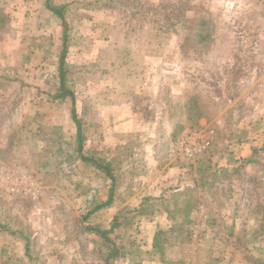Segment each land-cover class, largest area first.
Masks as SVG:
<instances>
[{"label": "rangeland", "instance_id": "rangeland-1", "mask_svg": "<svg viewBox=\"0 0 264 264\" xmlns=\"http://www.w3.org/2000/svg\"><path fill=\"white\" fill-rule=\"evenodd\" d=\"M170 3L177 5L180 24L160 37L146 24L139 36L122 38L112 28L113 7L72 5L67 11L66 51L95 50L101 43L93 40L95 32L112 43L102 50L107 55L85 68L82 55L66 54L64 67L67 88L81 97L76 113L82 151L109 162L113 178L75 157L76 136L40 138L43 120L31 110H43L46 104L37 99L59 92L63 27L60 22L57 42L53 36L35 42L26 34L36 72L8 82L0 78V96L7 92L10 99L0 102V230L13 228L9 232L23 241L9 250V264H264V0ZM33 4L0 0V41L20 38L22 9ZM80 10H94L96 24L82 23ZM51 16L43 8L39 26L46 28ZM39 46L43 54L32 50ZM41 63L46 66L37 70ZM0 67H9L1 54ZM145 70L152 80L142 81ZM26 96L31 102L23 104ZM56 98V112L64 113L63 124L69 122L71 98ZM125 99L145 125L103 144L94 118L100 102ZM182 140L208 145L187 155L179 148ZM143 141L148 153L141 150ZM141 174L145 183L165 176L155 184L165 185L164 196L146 198L151 188L145 183L144 194L139 192ZM179 176L181 183L166 184ZM174 189L182 199L173 201ZM175 202L188 208L187 215H167Z\"/></svg>", "mask_w": 264, "mask_h": 264}, {"label": "crops", "instance_id": "crops-1", "mask_svg": "<svg viewBox=\"0 0 264 264\" xmlns=\"http://www.w3.org/2000/svg\"><path fill=\"white\" fill-rule=\"evenodd\" d=\"M68 1L70 0H50V2L54 5H60ZM32 2L34 3L33 4L34 6L28 5V6H24V9H22V17L24 18L23 19L21 18L20 20H21V26H23L24 30L22 31V33H20V38L14 40L15 37L6 35L2 38L3 41H0V44H2L4 48H6L5 50L0 51V54L4 56L5 60L7 61L9 65V67H5V68L0 67V78H3L6 82L12 80V77L14 75L16 79L18 80V78L25 77L26 74L31 75L34 72H36L34 70L36 69L35 65L37 64H33L31 60L30 59L28 60L27 58V56H29L31 52V49H30L31 47L28 42V37H26L28 34H30L31 37L35 36V39H34L35 42L39 41L41 36H48L49 39L52 38L53 36L54 42L61 40L62 27L59 26V23L61 22V20H59V18H56L55 16H51L52 18L49 21H47L46 28L39 26L37 17L39 13L43 12V8H46V7L43 1L41 0H32ZM26 14L27 16H25ZM78 14L86 17L83 21H81L82 23L96 24L97 22V20L94 18V15H95L94 10H80ZM99 34L100 33H97V32L92 34L94 41L96 40L101 41V43H99V45L95 48V50L88 52V53L83 52V51H66L65 55L71 54V52L72 54L76 53V55H80V56L82 55L85 58L84 61L86 62V64L81 65L80 68L81 67L85 68L89 65V63L94 62L96 58L107 55V53L110 51H102V50L103 49L109 50V47H111L112 43L110 39H108L106 42H104L105 40H101L102 38L99 36ZM37 36H40V37H37ZM32 50L35 51V53L37 54L44 53V51H41V46L36 47V48L32 47ZM119 52H123V51H118V53ZM19 56H23L24 59L22 60V62L19 61ZM65 58H64V62H65ZM41 66L45 67L46 65L44 63L43 64L41 63L39 67H37V70ZM141 79L143 82H147V80H152L151 71L150 70L143 71V73H141ZM7 95H8L7 92L6 94L3 93V95L0 96V100H1L0 102L10 103V99L9 97L7 98ZM3 96H6L4 97L5 99L3 98ZM73 96H74V93H73ZM26 97L27 98L22 101L23 104L24 102L26 103L31 102V97H28V96ZM87 97H88L87 98L88 102L93 103L92 100L89 99V98H92V96H87ZM79 98L74 96L73 101L71 100V102L73 103L72 108H74L75 113L77 112V108H76L77 104L81 100V97ZM36 102L39 104L40 103L46 104L45 108L41 111H38L37 109L31 110V115H33V117L39 114L41 115V118L43 120V125H41L40 127H42L43 131L44 130L45 131L44 132L42 131V134H39L43 142L46 141V137L62 138L63 135L66 136L67 134L71 136L73 135V137L77 135V127H76L75 122L73 120H69V122H64L63 124L62 115L64 113L56 112L57 109L60 108L59 106H61L60 105L61 102L56 97H53V96L48 97L47 101H42L40 99H37ZM100 105H103V106H100L99 108L100 111L96 113L94 118L97 120V122L100 125L99 135L102 138L103 144L111 145L116 140V137H119L122 134L127 135V134H133L134 132H138L145 125L144 119H141V117L137 116V112L135 111V108L132 106L133 104L130 100L125 99L122 101H118L117 103H114L111 101H101ZM77 117L79 118L78 115ZM70 118H72L71 111H70ZM45 120L47 121L46 124L44 123ZM89 143H91V141H89ZM141 150H143V152L145 153L149 152V147L145 145L144 141H143ZM92 166L96 168L93 164ZM165 178H166L165 176H160L161 180L158 179L156 182H153V183L151 180H149V182L151 181L150 183L148 182L145 183L146 181H144V175L141 174L137 178L139 179L138 182L141 183L139 192H143L144 194L145 188L150 187L151 188L150 192H147V195L145 197L148 199H156V198L160 199L162 196H164V194H161V193L163 192L162 189L164 190L165 185L162 187H158V186L156 187L155 184L158 182L160 184L161 182H163ZM165 182H167L166 184L168 185L175 184L176 182L181 183V179H180V176L177 179L174 177H170L166 179ZM144 183L149 184V185L147 187L145 186L143 187L142 184ZM153 184L155 186H153ZM109 186H110L109 187V190H110L111 186L113 185L111 184ZM152 190H156L159 193L158 194L153 193ZM173 191H179V190L174 189ZM110 196H112V194ZM10 230L13 232L15 231L13 228H10ZM10 230H6V231L0 230V264H9V261H11L14 258L13 256H11V253L9 252V250H14L15 248L19 249L23 245V241L13 236V234H11L12 232H9ZM8 255L10 256L9 258H8ZM21 260L24 261V258L22 256H21Z\"/></svg>", "mask_w": 264, "mask_h": 264}, {"label": "trees", "instance_id": "trees-1", "mask_svg": "<svg viewBox=\"0 0 264 264\" xmlns=\"http://www.w3.org/2000/svg\"><path fill=\"white\" fill-rule=\"evenodd\" d=\"M170 1L171 0H166L165 2L158 1L156 3H153L149 0H74L69 3L54 5L50 2V0H44L45 7L53 15H55L61 20V24L63 27L62 51L60 52L58 62L59 92L55 95V97L62 98L65 96H69L72 101L74 99L73 93L67 88L65 84L66 69L64 67V57L71 32L70 24L66 19L69 7H71L72 5L75 6V8L84 9L113 7L117 11V16L116 19H114L113 21L112 28L114 30H117L122 38H128L132 36V34L134 35L135 33H137V36H139L138 32L141 31L143 25L146 24L147 26L149 25V28L151 30H153V37H160L163 33H170L173 30L174 24H176L180 20V13L178 11L174 15L175 10H177V5L174 3H170ZM71 116L72 120L75 122L77 127L75 157L84 162L93 164L98 170L102 171L107 176L113 178L111 172L112 168L109 162L105 161L100 157L95 158L83 153L82 147L84 137L82 132V121L77 117L74 108H71ZM215 176L216 173H214L211 178L213 177L212 179L214 180ZM211 181V179L208 180V182ZM112 187L113 186H111L110 189V195L113 190ZM173 192V201L182 199V194L179 191ZM174 204L175 206L171 205L166 209V213L170 218L173 219L174 217H176L177 214L187 215L188 208L184 204H181V207L177 205L176 202ZM0 227L2 228L3 226L0 224ZM159 233H161L160 229L156 232L154 236V246L158 244L156 241ZM105 264H110L107 259L105 261Z\"/></svg>", "mask_w": 264, "mask_h": 264}, {"label": "built area", "instance_id": "built-area-1", "mask_svg": "<svg viewBox=\"0 0 264 264\" xmlns=\"http://www.w3.org/2000/svg\"><path fill=\"white\" fill-rule=\"evenodd\" d=\"M207 145H208V141H203L201 144L191 147L188 143L186 144V141L185 140H182L180 142L179 148H180V150L183 153H185L187 155H192L195 152L196 153L197 152H200ZM2 172H4V171L1 170L0 173H2ZM2 174H4V173H2Z\"/></svg>", "mask_w": 264, "mask_h": 264}]
</instances>
